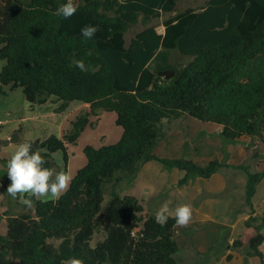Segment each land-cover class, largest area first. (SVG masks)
Listing matches in <instances>:
<instances>
[{"label": "trees", "instance_id": "1", "mask_svg": "<svg viewBox=\"0 0 264 264\" xmlns=\"http://www.w3.org/2000/svg\"><path fill=\"white\" fill-rule=\"evenodd\" d=\"M176 1L75 0L76 14L63 19L55 10L64 0H0V93L21 87L30 108L55 100V112L74 100L89 106L62 136L29 141L44 166H57L58 151L67 164L68 147L96 112L114 113L122 128L114 143L84 146L86 162L57 200L32 198L28 206L24 194L11 198L10 157L0 158V192L8 201L0 212L6 221L0 264H179L175 220L160 225L137 197L122 194L150 160L185 171L179 185L224 167L242 169L250 208L244 225L254 234L232 247H246L247 256L264 262V212L256 214L252 202L264 171L155 153L167 134L165 121L182 115L220 125L224 146L241 137L264 142V0H206L166 17L159 32L152 19L173 12ZM138 22L144 27L127 41ZM89 24L98 31L85 40L80 29ZM76 60L92 71H80ZM226 247L224 237L208 256L219 258Z\"/></svg>", "mask_w": 264, "mask_h": 264}, {"label": "crops", "instance_id": "2", "mask_svg": "<svg viewBox=\"0 0 264 264\" xmlns=\"http://www.w3.org/2000/svg\"><path fill=\"white\" fill-rule=\"evenodd\" d=\"M57 105L55 100H50L30 108L21 87L6 86L0 93V119L3 121L0 125V158H9L11 153L7 150L15 148L20 142L45 139L52 134L62 136L63 130L79 110L89 109L88 104L78 100L71 101L63 112L54 111ZM106 113L112 112L102 111L92 115L87 128L97 126ZM112 120L115 123V114ZM3 126H10L9 131L1 130ZM165 126L166 137L155 149L160 157H187L199 165L213 160L225 161L234 166L245 164L252 172L264 171V142L261 138L250 140L241 137L237 142L224 146L220 125L202 122L190 115L165 121ZM35 128H40L41 133L33 135ZM15 132L17 140L11 141ZM121 133L122 128L117 131L115 141H101L99 144L114 143ZM74 146L68 147L67 164L60 161V154H56L57 166L52 168L54 172L64 171L73 176L85 164L84 153L78 159L72 153ZM0 169H3L1 164ZM184 176L183 170L167 169L160 162L150 160L140 167L131 183L125 185L122 194L137 197L145 210L153 214L163 203H168L170 209L179 204L190 205L192 219L189 225L183 228L176 225L179 264H264L258 256H247L246 247H232L235 239H241L246 244L254 234L253 229L244 225L250 215V208L245 203V172L239 168L224 167L209 178L196 177L179 185V180ZM0 197H3L1 192ZM252 202L256 214L264 212V176L256 187ZM2 221L5 226L0 225V232L5 233L6 221ZM224 237L227 241L224 254L219 258L208 256ZM260 250L264 257V243Z\"/></svg>", "mask_w": 264, "mask_h": 264}, {"label": "clouds", "instance_id": "3", "mask_svg": "<svg viewBox=\"0 0 264 264\" xmlns=\"http://www.w3.org/2000/svg\"><path fill=\"white\" fill-rule=\"evenodd\" d=\"M78 5L75 0H64L55 10L57 17L68 19L76 14ZM98 27L93 24L85 25L80 29V35L85 40L94 38ZM5 62H0V70H3ZM74 66L82 72L92 71L81 60H76ZM45 157L39 151L33 150L31 142L19 145L6 163V174L10 184L6 190L11 198H17L24 194L29 197L23 202L31 206L32 198L36 199H59L69 188L73 179L67 172H54L45 167ZM0 187H3L0 184ZM175 220L178 228L187 227L192 219V209L188 204H179L170 209L168 203H163L155 214V221L165 225L169 218Z\"/></svg>", "mask_w": 264, "mask_h": 264}, {"label": "rangeland", "instance_id": "4", "mask_svg": "<svg viewBox=\"0 0 264 264\" xmlns=\"http://www.w3.org/2000/svg\"><path fill=\"white\" fill-rule=\"evenodd\" d=\"M205 1L206 0H177L176 6H175V9L173 12H171L170 14H167V15L161 13L158 17H155L152 19L151 24L155 25L159 32H162V30H163L162 22L166 17L171 16L173 14H176L177 12L182 11L186 8H199V7L204 5ZM143 27L144 26L142 25L141 22H138V23L132 25L125 35L126 40L128 41L136 32L140 31ZM188 59L189 58H184V59H181V61L184 62V61H187ZM87 109L88 108L86 107L85 109L79 110V111L83 112V111H86ZM80 112H78V113H80ZM113 115H114L113 113H106L99 120V123L97 126H93L92 128H87L85 130V132L82 133L78 144H76L72 148V153L74 154V156L77 155V157H76L77 159L82 157L84 145H86L87 143H92V144H95L96 146H99L100 145L99 143L101 141H102V143H109V142H113L117 139V131L121 130V127L113 122V120H112ZM9 129H10V126H3L1 128V130H7V131H9ZM39 129H36V128L33 129L32 134L33 135L40 134L41 131H39ZM20 144H22V143L20 142L15 148L9 149L7 151L10 153L14 152L15 149L17 147H19ZM56 154H60V161L63 162L62 152L61 151L55 152L53 154L54 159H55ZM0 175H2V176L4 175L3 169H0ZM122 193H124V191ZM7 203H8V201L5 197H0V212H3L7 208L6 207V206H8ZM2 220L3 219H1V221H0V225L5 226V223H3Z\"/></svg>", "mask_w": 264, "mask_h": 264}, {"label": "water", "instance_id": "5", "mask_svg": "<svg viewBox=\"0 0 264 264\" xmlns=\"http://www.w3.org/2000/svg\"><path fill=\"white\" fill-rule=\"evenodd\" d=\"M16 140H17V133L15 132L11 141H16Z\"/></svg>", "mask_w": 264, "mask_h": 264}, {"label": "built area", "instance_id": "6", "mask_svg": "<svg viewBox=\"0 0 264 264\" xmlns=\"http://www.w3.org/2000/svg\"><path fill=\"white\" fill-rule=\"evenodd\" d=\"M3 123L2 119H0V125Z\"/></svg>", "mask_w": 264, "mask_h": 264}]
</instances>
